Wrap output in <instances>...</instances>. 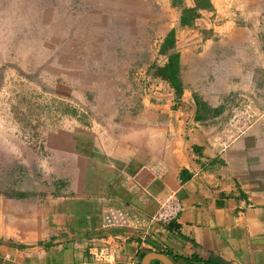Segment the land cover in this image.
Instances as JSON below:
<instances>
[{
  "label": "crops",
  "instance_id": "obj_1",
  "mask_svg": "<svg viewBox=\"0 0 264 264\" xmlns=\"http://www.w3.org/2000/svg\"><path fill=\"white\" fill-rule=\"evenodd\" d=\"M210 2L180 24L170 0H0V148L6 82L36 86L47 183L0 191V264H264V0ZM170 29L180 92L145 89ZM171 192L177 218L144 227ZM108 208L144 224L104 226Z\"/></svg>",
  "mask_w": 264,
  "mask_h": 264
},
{
  "label": "rangeland",
  "instance_id": "obj_2",
  "mask_svg": "<svg viewBox=\"0 0 264 264\" xmlns=\"http://www.w3.org/2000/svg\"><path fill=\"white\" fill-rule=\"evenodd\" d=\"M164 1V5H167V0ZM165 11L171 12L172 8L169 6V9H165ZM152 13L156 14V10H153ZM154 47L153 44L155 51ZM16 71L22 75L32 74L20 68H17ZM21 87V93L17 86L9 85L7 82L4 87L6 132L5 148H0V191L8 194L16 190L26 192L35 185L39 188V186L43 187L46 183V180L42 177L43 170H41L38 163V151L33 144L37 140L34 136L36 134L30 131L33 126L41 125V121L39 118L36 119L33 113L38 114V109L43 105L35 102L36 86L25 82L21 84ZM40 87L43 88V86ZM17 96H19V99L16 98ZM33 96L34 99H32ZM16 111H20L17 115L18 118L22 119L24 125L18 129H9L7 126L8 121L13 124V119H16V117H13ZM19 142L21 147L18 145Z\"/></svg>",
  "mask_w": 264,
  "mask_h": 264
},
{
  "label": "built area",
  "instance_id": "obj_3",
  "mask_svg": "<svg viewBox=\"0 0 264 264\" xmlns=\"http://www.w3.org/2000/svg\"><path fill=\"white\" fill-rule=\"evenodd\" d=\"M181 210V204L174 194V192L169 193L165 198L158 200L156 207L154 210L149 213L147 217V222L144 227H147V224H151L153 222L166 223L170 220L177 218L179 212ZM141 224L140 218L131 214L127 211H123L116 208H108L102 213V225L104 226H119V227H130V228H139ZM147 235L146 230L141 232V239ZM110 241H106L105 239L99 241L98 244H94V241L91 243L90 254L93 260L109 261L113 259V255L108 250V243ZM117 243H120L118 241ZM133 264V263H131Z\"/></svg>",
  "mask_w": 264,
  "mask_h": 264
},
{
  "label": "trees",
  "instance_id": "obj_4",
  "mask_svg": "<svg viewBox=\"0 0 264 264\" xmlns=\"http://www.w3.org/2000/svg\"><path fill=\"white\" fill-rule=\"evenodd\" d=\"M170 3L178 9L179 23L189 24L191 20L198 14L199 8H208L211 6L210 0H192V5H185L183 0H170ZM173 30L170 29L163 37L160 43L159 52L164 53L166 60L162 64L153 63L152 74L160 76L167 80L173 87L174 91L180 92V81L178 78V53L172 49L173 47ZM219 111V108H214L212 113ZM15 195H23L24 192L16 190ZM206 264H219L217 262L207 261ZM222 264V263H220Z\"/></svg>",
  "mask_w": 264,
  "mask_h": 264
},
{
  "label": "flooded vegetation",
  "instance_id": "obj_5",
  "mask_svg": "<svg viewBox=\"0 0 264 264\" xmlns=\"http://www.w3.org/2000/svg\"><path fill=\"white\" fill-rule=\"evenodd\" d=\"M155 9V8H154ZM177 9V8H176ZM178 11V10H177ZM179 13V12H178ZM150 31L152 32V30L150 29ZM150 33V32H149ZM144 34H145V30H144ZM145 36H144V40H145ZM150 39V41L152 40V39H154V38H152V37H150L149 38ZM163 40V39H162ZM153 41V40H152ZM162 42V41H161ZM154 43V42H153ZM156 43L157 42H155L154 43V45H155V47L154 48H156L157 46H156ZM152 46H153V44H152ZM159 47H160V45L158 46V52H159ZM155 51H156V49H155ZM157 59H158V56L157 57H155V58H152V59H149V61H148V65H147V67H146V70H145V75H144V88L146 89H148V79L150 78V75L152 74V69H153V66H152V64L153 63H156L157 64ZM158 65V64H157ZM150 88H151V86H150ZM154 88V89H153ZM153 88H151V90L150 91H152V92H154V91H157V88L156 87H153Z\"/></svg>",
  "mask_w": 264,
  "mask_h": 264
},
{
  "label": "water",
  "instance_id": "obj_6",
  "mask_svg": "<svg viewBox=\"0 0 264 264\" xmlns=\"http://www.w3.org/2000/svg\"><path fill=\"white\" fill-rule=\"evenodd\" d=\"M160 260H162L163 264H173L168 258H166L164 255H158Z\"/></svg>",
  "mask_w": 264,
  "mask_h": 264
}]
</instances>
